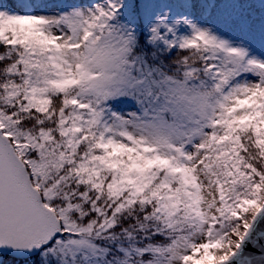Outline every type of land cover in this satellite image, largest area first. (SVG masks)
<instances>
[{
    "label": "snow or ice",
    "instance_id": "obj_1",
    "mask_svg": "<svg viewBox=\"0 0 264 264\" xmlns=\"http://www.w3.org/2000/svg\"><path fill=\"white\" fill-rule=\"evenodd\" d=\"M0 264H264V0H0Z\"/></svg>",
    "mask_w": 264,
    "mask_h": 264
}]
</instances>
